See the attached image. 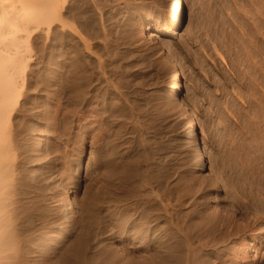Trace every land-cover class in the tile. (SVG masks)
<instances>
[{
  "label": "rangeland",
  "instance_id": "1",
  "mask_svg": "<svg viewBox=\"0 0 264 264\" xmlns=\"http://www.w3.org/2000/svg\"><path fill=\"white\" fill-rule=\"evenodd\" d=\"M82 1L83 4L79 3ZM82 1H76L75 6L73 5L74 15L73 9L71 14L74 17L70 15L69 19L74 18L70 22H76L77 27L83 24L81 28H85L84 32L80 26V31H77L72 23L74 29L70 26L71 28L67 27L69 30L66 28L68 31L62 33L65 28L62 29L59 25L57 31L60 34L53 33L50 28L52 32L48 34V26L52 24L49 20L50 24L46 21L30 37L33 60L28 67L32 70L27 69V82L25 81V88L21 92L22 104L18 107L19 114L15 118L17 126L20 124L18 129L23 133L18 132L16 125L14 127L21 146L20 157L31 150L43 153L46 151L49 155L45 153L47 157L44 164L50 162L48 165L52 164L55 168L53 177L57 185L53 184L52 188L55 190H50L53 194L50 193L52 196L49 207L53 213L50 212L48 218L52 221L43 222L45 219L39 213L41 210L35 208L32 213L36 214L26 217L23 227L36 223L38 232L47 233V236L51 234L53 242L51 241L50 249L56 255L54 263L59 256H63L61 254L65 253L66 247H73L80 240L81 232H77L81 231L86 202L91 199L93 202H99L102 198L111 199L110 194L114 201H120L116 202L119 204V212L132 215V220L141 221V216L146 213L147 216L151 215L149 218L144 216L148 221L150 219L152 225L149 228V241L143 245L138 239L135 241L134 234L120 235L121 231L115 234L114 230L120 228L111 226L106 230L103 241L92 238L89 244L83 242L86 243L85 249L83 248L86 255L84 252L81 254L85 256L82 255L83 260L93 261L90 264H140L142 261L145 264V260L149 264H167L163 260L164 250L159 252L154 231L157 220L163 217L160 221L162 228L159 229L164 238H161V243H181L185 250L190 243L197 249L193 248L191 264H264V90L257 84V69L254 65L255 55L259 52L255 36L261 25L259 19L256 21L255 1ZM15 2L16 5H21V2ZM96 3L99 7H96ZM91 4L95 5L96 11L91 9ZM96 8L101 11L103 18L99 13L97 18ZM78 12L84 17L77 14V19L75 13ZM174 15L182 19V25L178 28L174 26ZM95 16L97 22L93 21ZM254 17L256 20H253ZM103 29H106L105 32ZM54 59L63 67H59L61 70L59 69L58 77L61 79L58 78V86L69 90L68 93L66 90H59V93L65 92L59 94L62 102L58 100L60 103L57 104L52 102V93L50 94ZM72 67L78 68L75 70ZM174 67L181 74L182 85L178 95L169 92L167 87ZM67 70L75 74V77L71 78ZM61 71L63 76L64 72L65 77L68 75V80L62 78ZM70 91L72 98L69 96ZM73 93L77 97L76 101ZM188 118H192L195 124L198 148L205 153L208 164L205 171H197V146L194 148L190 144L184 132ZM38 174L31 173L32 177L29 174L30 179L27 177L28 182L24 183L27 189L20 187V191L25 193L20 192L25 208L29 209L32 204L28 189L37 181ZM29 181L31 185L28 184ZM64 189H69L72 212L76 214L66 211L69 214L67 216L56 212ZM103 193L107 195L106 198ZM23 200L27 201L26 205ZM28 201L30 205H27ZM96 211L93 213H99L96 216L93 214L94 219L90 223L94 226H90L93 232L107 222L102 212ZM141 213L143 214L140 215ZM73 214L80 220L68 225L67 219ZM57 215L62 217L58 218ZM39 219L40 222L37 221ZM103 219V223L100 222ZM171 225L174 230L172 232ZM125 228L124 231L128 229L126 226ZM110 230L115 233L110 234ZM212 238L218 240L216 245H210L212 242L209 239ZM200 239L208 240L207 243L203 241L207 246L200 245ZM96 240L100 242L97 243ZM99 248H103L102 252ZM174 256L175 260L178 253ZM115 257L120 260L116 261ZM112 259L115 260L114 263L111 262ZM170 259L167 260L172 264L180 263L177 259L175 263L172 256ZM25 262L19 261V264ZM58 262L62 264L60 261L55 263Z\"/></svg>",
  "mask_w": 264,
  "mask_h": 264
},
{
  "label": "bare ground",
  "instance_id": "2",
  "mask_svg": "<svg viewBox=\"0 0 264 264\" xmlns=\"http://www.w3.org/2000/svg\"><path fill=\"white\" fill-rule=\"evenodd\" d=\"M8 0H0V264H19V261H26V263L28 264H56L55 262L56 261H60V263L62 264H88L91 260H83V257L81 253H83V248L85 249V244L90 242V239L92 241V238L94 239H97L98 240H101L103 241L105 238V235H106V232L109 230L108 228L113 226V227H116V228H120L118 230H114L116 231L115 234H118L117 231H121V233L119 232V234L121 235H129V233L134 234L136 240L137 239L143 243H147L149 241V228L151 225V223L148 221V219L146 218H149V216L151 217V215L148 214L147 216V213L146 215L144 216H147L146 218L143 216H141L142 220L139 221L140 219H136L137 222H135L136 220H132L134 217L132 216V219L130 218V214H123V212H119V208L117 207V205H119L118 203H120V201L116 200L114 201L113 196H111L110 194H108L110 197H112L111 199L108 197V199L106 198L107 195H103L105 196V200H102L100 202L97 203V202H93L92 199L90 201H87L86 204H85V207H84V212H85V216L83 217V221L81 223V231L77 232V233H80V240H78V243L73 246V247H66V251L64 250L65 253L61 254L63 255L62 257L59 256L60 260L57 258V260H55V262L53 263L54 259H55V256H54V252L50 249V245H51V241H52V237H51V234H49L47 236V233H40L37 231V225L36 223H34L33 225L29 226L28 227H23V222L25 223L24 219L28 216H30L31 214H36L34 213L35 212V208L37 210V208H39L41 210V217L42 219H45V223H48L47 221L51 220L49 219V215H50V212L51 214L53 213L52 209L49 207L50 206V199H51V192L53 194V191H50L51 189H54L52 188L53 184L54 186L55 185V177L54 174L56 172L55 168L53 167V165H48V164H44L46 163V154L47 153L45 151V153L43 152H39L40 150H38L37 152H33L32 150L31 151H28L25 153V156H23L22 158L20 157V153H21V146L19 145V142H18V132L21 131V129L19 130L18 127L20 126H17V122H15V118L16 116L19 114L18 113V107L20 108V105L22 104V100H21V92L22 90L25 88V81L26 79L28 78L27 76V69L30 67L29 66V63L33 60L31 59L32 56H31V51L33 52V49H31V45H30V37L32 34H35L36 31H38L39 29V26L40 25H43L46 21H48V24H50V27L47 25L46 23V27L48 26V30L49 28L51 30H53V33H57L58 31V27L59 25L61 27H63L62 29L65 28V31H61L62 33L68 31L69 28H71L73 26V24L75 25V23H71L70 20L72 21L74 18L72 19H69L70 15L73 16L74 15V7L73 5L76 4L77 2L76 1H82V0H17L19 3L21 2V5H16L15 3V0H10V2ZM91 3H93L95 0H93V2L91 0H89ZM97 1V0H96ZM95 1V2H96ZM102 1V0H101ZM101 1H98L101 3ZM177 0H175L176 2ZM180 1V0H179ZM255 1V5H256V10H257V20L254 19L253 20H256L260 21L261 25H260V28L259 26H256V28H259L257 31H256V41H257V44L259 45V48L257 50H259V52L257 51L258 55H255L256 59L254 60V65H256V69H257V72H256V79L259 83V85L262 86V90H264V0H254ZM89 2V3H90ZM97 2V3H98ZM113 2V1H112ZM257 2H258V5H257ZM79 3H84L83 1L82 2H79ZM96 3V7H97V4ZM99 3V4H100ZM106 3V2H105ZM179 3V2H177ZM88 4V3H87ZM95 4V3H94ZM102 4V3H101ZM112 4V3H111ZM116 4V2L114 3ZM175 4V3H174ZM78 5V4H77ZM89 5V4H88ZM92 8H94L93 10H95V5L93 6V4H91ZM90 5V6H91ZM104 5V3H103ZM178 6V4H175ZM75 6V5H74ZM85 6V5H84ZM250 6V5H249ZM258 6V7H257ZM73 7V8H72ZM99 7V5H98ZM101 7V6H100ZM119 7V6H118ZM180 7V6H179ZM84 8V7H82ZM102 8V7H101ZM104 8V6H103ZM73 9V13L71 12V10ZM88 9H90L88 7ZM97 9V12H95L98 16V13H99V16L102 17L103 15H100L101 11H98V8ZM176 10L178 8H175ZM79 11V9H77ZM85 10V8H84ZM92 10V11H93ZM105 10V9H104ZM81 12H83L82 10H80ZM96 11V10H95ZM76 12V11H75ZM81 12H78V13H75L77 19H78V16L77 14L79 15V13ZM94 12V11H93ZM176 11H174L173 13H175ZM252 12V11H251ZM73 15H72V14ZM103 13V11H102ZM256 13V12H255ZM176 14V13H175ZM81 15V14H80ZM79 15V16H80ZM88 15V14H87ZM84 17V15H82ZM80 16V17H82ZM90 16V15H88ZM99 16L97 18H99ZM250 16V15H249ZM74 17V16H73ZM79 17V18H80ZM71 18V17H70ZM92 18V17H91ZM96 16H95V20L94 19V16H93V21H98L96 20L97 19ZM103 18V17H102ZM105 18V17H104ZM131 18V17H130ZM69 19V20H68ZM81 19V18H80ZM79 19V20H80ZM90 19V18H89ZM49 20H50V23H49ZM88 20V19H86ZM85 20V21H86ZM100 20V19H99ZM103 20V19H101ZM100 20V21H101ZM131 19H129L130 21ZM173 20L175 22V27L178 28L182 25V19L180 16H177L175 17V15L173 16ZM81 21V20H80ZM248 21V20H247ZM246 21V22H247ZM79 22V21H77ZM57 23V24H55ZM93 23V22H92ZM95 23V22H94ZM104 23V22H102ZM259 23V22H258ZM259 23V24H260ZM72 24V26H71ZM80 23H78L79 25ZM256 23L254 22V25ZM51 25H52V28H51ZM81 25V24H80ZM79 25V26H80ZM89 25V24H88ZM98 25V24H97ZM106 25V24H105ZM44 26V27H45ZM71 26V27H70ZM76 26V25H75ZM78 26V27H79ZM83 26V24H82ZM82 26H80L79 28L83 31L84 29L81 28ZM103 26V25H102ZM129 26V25H128ZM74 27V26H73ZM71 28V29H74V28ZM77 27V26H76ZM77 27V29H78ZM86 27V26H85ZM104 27V26H103ZM247 27V26H245ZM60 28V27H59ZM68 30H67V29ZM89 28V26H88ZM47 29V28H46ZM70 29V30H71ZM94 29V27H93ZM244 29V28H243ZM49 30V32L51 31ZM60 30V29H59ZM102 30V29H101ZM104 32L106 29H103ZM245 30V29H244ZM77 31H80L79 29ZM76 31V32H77ZM47 32L48 34H51V32L49 33ZM71 32V31H69ZM74 32V30H73ZM84 32V31H83ZM59 33V32H58ZM68 33V32H67ZM75 33V32H74ZM81 33V32H80ZM87 33V32H86ZM60 34V33H59ZM77 34V33H76ZM55 35V34H53ZM68 35V34H67ZM56 36V35H55ZM58 37V35H57ZM67 36H65L66 38ZM254 37V36H253ZM254 37V38H255ZM52 38V36H51ZM63 38V37H62ZM81 38V37H80ZM58 39V38H57ZM56 39V40H57ZM55 40V41H56ZM60 40V39H58ZM253 41V40H252ZM251 41V42H252ZM59 42V41H58ZM55 43V42H54ZM85 43V42H84ZM255 43V42H254ZM86 44V43H85ZM256 44V45H257ZM56 45V44H55ZM88 45V44H87ZM251 45V43H250ZM249 45V46H250ZM60 46V45H59ZM65 46V45H64ZM251 47V46H250ZM69 48V47H68ZM57 49V47H56ZM70 49V48H69ZM56 52V50H54ZM59 51V50H58ZM61 51V50H60ZM67 51V50H66ZM252 51V50H251ZM54 52V53H55ZM71 53V52H70ZM254 54V53H252ZM54 55V54H52ZM57 55V53H56ZM55 55V57H56ZM73 55V54H72ZM71 55V56H72ZM58 57V55H57ZM242 57V56H241ZM254 57V56H253ZM61 58V57H60ZM69 58V57H68ZM57 59V58H56ZM59 59V58H58ZM73 59V58H72ZM170 59V58H169ZM55 60V59H54ZM58 61V60H57ZM55 60V62H53L54 66H53V87H52V92H50V94L52 93V102L54 104H57V103H60L58 102V100H60L62 102L61 99H59V94L62 93L60 92L59 93V90L63 89V88H59L58 86V73L59 72V69L62 67V65L60 66V64H58ZM69 61H71V59H69ZM64 62V61H63ZM61 63V62H60ZM69 64V63H68ZM71 64V62H70ZM253 64V63H252ZM31 65V64H30ZM72 65V64H71ZM29 66V67H28ZM60 67V68H59ZM64 67L65 64H64ZM68 67V66H67ZM63 68V67H62ZM61 68V69H62ZM76 70V68L78 67H72ZM31 69V68H29ZM60 69V70H61ZM69 70H71L70 68H68ZM32 70V69H31ZM30 70V71H31ZM253 70V69H252ZM29 71V70H28ZM64 71V70H63ZM71 71H74V70H71ZM70 71V72H71ZM250 71V70H249ZM255 71V70H254ZM33 72V71H32ZM67 74L69 75L70 74V77H75V74H72L69 73V71L67 70ZM75 73V72H74ZM77 73V72H76ZM61 74H62V71H61ZM72 74V75H71ZM33 75V74H32ZM67 75V77H68ZM74 75V76H73ZM78 75H81V74H77ZM63 76V74H62ZM66 75H65V72H64V76L62 78H64ZM170 80H169V83H168V91L173 93L174 95H178L180 93V90H181V74L179 73L177 67H174L173 68V71L170 75ZM32 77V76H31ZM66 78V80H68ZM71 77V78H72ZM80 77V76H79ZM51 78V77H50ZM64 78V80H65ZM69 78V77H68ZM81 78V77H80ZM61 79V78H59ZM75 79V78H74ZM73 79V80H74ZM77 79V78H76ZM250 79V78H249ZM254 79V78H253ZM65 80V81H66ZM70 81V79H69ZM68 81V82H69ZM75 81V80H74ZM79 81V79H78ZM27 82V81H26ZM76 82V81H75ZM81 82V81H80ZM50 83V82H49ZM52 83V82H51ZM79 83V82H78ZM82 83V82H81ZM79 83V84H81ZM60 84V83H59ZM64 84V83H62ZM31 85V84H30ZM33 85V84H32ZM61 86V85H60ZM63 86V85H62ZM78 86V85H77ZM24 87V88H23ZM30 87V86H29ZM50 87V86H49ZM50 87V88H51ZM79 87V86H78ZM49 88V89H50ZM260 88V87H259ZM27 89V87H26ZM31 89V88H30ZM69 89V88H68ZM258 89V88H257ZM29 90V89H28ZM51 90V89H50ZM60 90V91H61ZM63 90H66V89H63ZM25 91V90H24ZM34 91V90H33ZM32 91V92H33ZM69 90H66V92L68 93ZM30 92V91H29ZM65 92V91H64ZM63 92V93H64ZM74 92V90H73ZM257 92V91H256ZM49 93V92H48ZM75 93V92H74ZM72 94L73 96L75 94ZM84 93H85V90H84ZM262 93V92H261ZM76 94H78L76 92ZM264 94V92L262 93ZM27 96V95H26ZM26 96H23V97H26ZM66 96V95H65ZM64 96V97H65ZM69 96L71 97V91L69 92ZM80 96V95H78ZM86 96V95H84ZM89 96V95H88ZM61 97H62V94H61ZM75 97V100L76 101L77 97ZM80 97H83V96H80ZM78 97V98H80ZM92 97V96H91ZM120 97V96H119ZM72 98V97H71ZM24 99V98H23ZM28 99V98H27ZM49 99V98H48ZM51 99V98H50ZM87 99V98H86ZM95 99V98H94ZM72 100V99H71ZM105 100V98H104ZM30 101V100H29ZM65 101V100H64ZM63 101V102H64ZM80 101V100H79ZM103 101V100H102ZM109 101V100H108ZM27 102V101H26ZM78 102V101H77ZM116 102V101H115ZM24 103V102H23ZM49 103V102H48ZM65 103V102H64ZM74 103V102H73ZM106 103V102H105ZM120 103V102H119ZM28 104V103H27ZM76 104V102H75ZM88 104V103H87ZM116 104V103H115ZM53 105V104H52ZM60 105V104H59ZM65 105V104H64ZM105 105V104H104ZM103 105V106H104ZM107 105V104H106ZM112 105V104H110ZM27 106V105H26ZM31 106V105H30ZM58 106V105H57ZM77 106V104H76ZM81 106V105H80ZM98 106V105H97ZM109 106V105H108ZM22 107V106H21ZM56 108V106H54ZM29 108V106H28ZM46 108V107H45ZM51 108V106H50ZM53 108V106H52ZM55 108L53 109V111L55 110ZM61 106L59 107V110H60ZM65 108V106H64ZM71 108V106H70ZM73 108H75V105H73ZM78 108V106H77ZM93 108V106H92ZM100 108H102V106H100ZM113 108V106H112ZM66 109V108H65ZM81 109V108H80ZM88 109V108H87ZM114 109V108H113ZM31 110V109H30ZM43 110V109H42ZM86 110V109H85ZM84 110V111H85ZM94 110V109H93ZM107 110V109H106ZM110 110V109H109ZM112 110V109H111ZM21 111V110H20ZM72 111V110H70ZM48 112V111H47ZM60 112V111H59ZM75 112V111H74ZM82 112V111H81ZM106 112V111H105ZM18 113V114H17ZM29 113V112H28ZM67 113V112H66ZM24 114V113H23ZM27 114V113H26ZM32 114V113H31ZM99 114V113H98ZM102 114V113H101ZM106 114V113H105ZM40 115V114H39ZM57 115V114H56ZM69 115V114H68ZM78 115V114H77ZM103 115V114H102ZM64 116V115H63ZM72 116V115H71ZM69 116V117H71ZM187 116V114H186ZM40 117V116H39ZM73 117V116H72ZM71 117V118H72ZM98 117V116H97ZM96 117V118H97ZM101 117V116H100ZM24 118V117H23ZM53 118V117H52ZM110 118V117H109ZM39 119V118H38ZM101 119V118H100ZM103 119V118H102ZM105 119V118H104ZM188 122L186 124V127L184 129V132H185V135L188 136L189 140H190V144L195 148L197 146V150L198 151H195L196 152V160L198 161V164H197V171H205L207 168H208V164H207V161L205 160V153L198 148V143L197 142V137L195 136L196 134V128H195V124L193 122V119L191 118H188ZM24 120V119H23ZM22 120V121H23ZM52 120V119H51ZM29 121V120H28ZM48 121V120H47ZM56 121V120H55ZM99 122V120H97ZM110 121V120H109ZM96 122V121H95ZM108 122V120H107ZM16 123V124H14ZM51 123V121L49 122ZM48 123V124H49ZM102 123V122H101ZM99 124V123H98ZM109 124V123H108ZM14 125L17 126V129H18V132L16 133V128L14 127ZM50 125V124H49ZM104 125V124H102ZM95 126V125H94ZM106 126V125H105ZM110 126V125H109ZM13 127L15 129H13ZM39 127V126H38ZM37 127V128H38ZM46 127V126H45ZM99 127V125H98ZM23 128V127H22ZM36 128V129H37ZM81 128V127H80ZM100 128V127H99ZM27 129V128H26ZM35 129V128H34ZM54 129V128H53ZM52 130V128H51ZM103 130V128H102ZM22 132V131H21ZM46 132V131H45ZM23 133V132H22ZM26 133V132H24ZM45 134V133H44ZM49 134V133H47ZM19 135H21L19 133ZM24 138V137H23ZM55 138V137H54ZM21 139V138H20ZM19 139V140H20ZM30 139V138H29ZM38 139V138H37ZM42 139V138H41ZM44 139V137H43ZM42 139V140H43ZM34 141V140H33ZM32 142V141H31ZM30 142V143H31ZM22 143V141H21ZM20 143V144H21ZM29 143V144H30ZM24 144V142H23ZM54 144V143H53ZM39 145V144H38ZM48 145V144H47ZM23 146V145H22ZM24 147V146H23ZM25 148V147H24ZM30 148V147H29ZM40 149V148H39ZM248 149V148H247ZM23 150V149H22ZM37 150V149H36ZM35 150V151H36ZM263 150V149H262ZM194 152V153H195ZM22 153H24L22 151ZM263 153V152H261ZM48 154V153H47ZM23 155V154H22ZM21 155V156H22ZM49 155V154H48ZM51 155V154H50ZM52 156V155H51ZM50 157V156H48ZM21 158V159H19ZM48 160V159H47ZM260 160V159H259ZM56 163V162H55ZM127 165V164H126ZM125 165V166H126ZM57 166V165H56ZM129 166V165H127ZM60 168V167H59ZM58 168V170H60ZM124 168V167H123ZM259 169V168H258ZM62 171V170H61ZM39 173L38 174V177H37V181H34L33 182V185H31V181H29L31 185V187H29L28 190H30L28 192L29 196L26 194L25 196H28L30 197V199L32 200V204L30 206V208H25L23 207V204H22V197H20V187L22 186V189L23 187L26 188L24 186V183L28 182L26 181L27 177L30 176L32 177L31 173ZM247 172V170H246ZM59 174V173H57ZM62 174V173H61ZM35 175V174H34ZM33 175V176H34ZM65 175V174H64ZM35 177V176H34ZM257 177V176H256ZM30 179V177H28ZM36 178V177H35ZM54 178V179H53ZM28 179V180H29ZM26 181V182H25ZM55 181V182H54ZM64 182V181H63ZM35 183V184H34ZM59 184V183H58ZM29 186V185H28ZM61 187V186H60ZM67 187V186H66ZM21 189V190H22ZM27 189V188H26ZM154 189V188H153ZM152 189V190H153ZM159 189V188H158ZM55 190V189H54ZM164 190H165V186H164ZM171 190V189H170ZM154 191V190H153ZM168 191V190H167ZM26 192V193H27ZM57 192V191H56ZM55 192V193H56ZM164 192V191H163ZM23 193V192H21ZM159 193V192H158ZM25 194V193H23ZM160 194V193H159ZM172 194V193H171ZM22 195V194H21ZM60 195V194H59ZM158 195V194H157ZM156 195V196H157ZM166 195V194H165ZM70 192H69V189H64V192H62L61 194V198H60V201L57 203L59 206V208L57 209L58 211L57 214L59 215H67V213H65L66 211L67 212H70V213H74L76 214L74 211L72 212L73 210V206H72V203L70 202ZM54 197V196H53ZM96 197V196H95ZM103 197V196H101ZM115 197V196H114ZM174 197V196H173ZM177 197V196H176ZM25 198V197H24ZM27 198V197H26ZM25 198V199H26ZM99 198V197H98ZM116 198V197H115ZM166 198V197H165ZM53 199V198H52ZM55 199V198H54ZM90 199V198H89ZM87 200V199H86ZM166 200V199H165ZM56 201V200H55ZM149 201V200H148ZM151 201V199H150ZM153 201V200H152ZM155 201V200H154ZM160 201V200H159ZM24 202V200H23ZM26 202L25 201V205H26ZM53 202V201H52ZM118 202V203H116ZM147 202V201H146ZM75 203V202H74ZM149 203V202H148ZM30 205L29 201L27 203V205ZM52 204V203H51ZM56 204V205H57ZM77 204V203H76ZM75 204V205H76ZM138 204V203H137ZM146 204V203H145ZM154 203H152L153 205ZM125 205V204H124ZM144 205V204H143ZM142 205V206H143ZM164 205V204H163ZM150 206V205H149ZM165 206V205H164ZM29 207V206H28ZM52 207V206H51ZM54 207V206H53ZM75 207V206H74ZM120 207V206H119ZM133 207V206H132ZM137 207V206H135ZM140 207V206H139ZM166 207V206H165ZM51 209V211H50ZM146 209V208H145ZM167 209V208H165ZM173 209V208H172ZM56 210V208L54 209ZM95 210L97 211H100L102 212V214L106 217V223L104 224L102 221H104L105 217L103 220H100V222H102L103 224H99L100 226L97 229V231L93 232L91 230V228H93L91 226V221L92 218L94 217V214L93 211L95 212ZM122 210V208H121ZM154 210V209H153ZM32 211H34L32 213ZM78 211V210H76ZM96 211V212H97ZM150 211V209H149ZM152 211V210H151ZM79 212V211H78ZM153 212V211H152ZM164 212V210H163ZM170 212V210H169ZM172 212V211H171ZM38 213V212H37ZM55 213V212H54ZM65 213V214H64ZM99 213V212H98ZM97 213V214H98ZM139 213V211H138ZM71 215L69 216L70 218L67 219L69 220L68 222V225L72 224L73 222L72 221H75L79 218H75V215ZM94 214V215H93ZM96 214V215H97ZM100 214V217L101 218V215ZM143 213H141L140 215H142ZM39 215V216H40ZM56 215V214H54ZM69 215V214H68ZM67 215V216H68ZM78 215V214H77ZM76 215V217H77ZM95 215V216H96ZM157 215V214H156ZM209 215V214H208ZM34 216V215H33ZM38 216V217H39ZM58 216V215H57ZM56 216V217H57ZM82 216V215H81ZM158 216V215H157ZM32 217V216H31ZM37 217V219H38ZM62 217V216H61ZM58 216V218H61ZM64 217V216H63ZM163 217V216H162ZM210 217V216H209ZM52 218V216H51ZM54 218V217H53ZM52 218V219H53ZM159 218H161V216H159ZM158 218V219H159ZM164 218V217H163ZM162 218V219H163ZM206 218V217H205ZM217 218V216L215 217ZM63 219V218H62ZM94 219V218H93ZM98 219V218H97ZM152 219V218H151ZM157 220L158 222L155 224V227H154V231H155V234H156V237L158 239V247H159V252H161V249L164 250V257H163V260H164V263H166L167 261V264H168V260L171 258L172 256V259H173V256L176 254L177 256V253H178V258L179 260L177 259L178 262H180L179 264H181V262L183 264H191L190 262V258H191V254H192V251H193V246L190 245V243H186L188 244L186 250H185V246L183 247V245L180 243V244H177L175 245H172V243H161V234L159 232V229L160 227L162 226L161 225V220ZM47 220V221H46ZM55 220V219H54ZM53 220V222L55 223V221ZM58 220V219H57ZM63 220H66V219H63ZM66 220V221H67ZM80 220V219H79ZM176 220V219H175ZM230 220V219H228ZM33 221V220H32ZM40 222V219L37 220ZM52 221V220H51ZM61 221V220H59ZM139 221V223H138ZM164 221V220H163ZM167 221V220H166ZM210 221V220H209ZM233 221V220H232ZM31 222V221H30ZM29 222V223H30ZM77 222V221H76ZM81 222V221H80ZM207 222V221H206ZM220 222V220H219ZM42 223V222H41ZM49 223H52V222H49ZM59 223V222H58ZM62 223V222H61ZM64 223V222H63ZM75 223V222H74ZM78 223V222H77ZM171 223V221H170ZM181 222H179L180 224ZM205 223V222H203ZM248 223V222H247ZM255 223V222H254ZM80 224V223H79ZM167 224V223H166ZM165 224V225H166ZM169 224V223H168ZM196 224V223H195ZM212 224V223H211ZM224 224V223H223ZM63 225V224H62ZM177 225V224H176ZM47 226V224H46ZM50 225H48L49 227ZM60 226V224H59ZM91 226V228H90ZM128 227V229L126 231H124L126 228ZM180 226V225H179ZM237 226V225H236ZM45 227V226H43ZM47 227V228H48ZM63 227V226H62ZM61 227V228H62ZM66 227V226H65ZM70 227V226H69ZM164 227V226H163ZM174 227V226H173ZM232 227V226H231ZM39 228V227H38ZM56 228V227H55ZM77 228V227H76ZM125 228V229H124ZM162 228V227H161ZM171 228H172V225H171ZM170 228V229H171ZM184 228V227H183ZM188 228V227H187ZM196 228V227H195ZM199 228V227H198ZM210 228V227H209ZM213 228V226H212ZM239 228V227H238ZM243 228V227H241ZM40 229V228H39ZM38 229V230H39ZM46 229V228H45ZM95 229V230H96ZM111 229V228H110ZM113 229V228H112ZM189 229V228H188ZM197 229V228H196ZM234 229V228H232ZM263 229V227L261 228ZM51 230V229H50ZM79 230V229H77ZM107 230V231H106ZM151 230V229H150ZM181 230V229H180ZM237 230V229H236ZM40 231V230H39ZM66 231V230H65ZM71 231V230H70ZM174 231L173 228L171 230V232ZM185 232H187L186 230H184ZM207 231V230H206ZM62 232V231H61ZM72 232V231H71ZM111 230H110V234H111ZM166 232V231H165ZM169 232V233H171ZM209 232V231H208ZM207 232V233H208ZM241 232V231H240ZM239 232V233H240ZM113 233V232H112ZM113 233V234H114ZM136 233V234H135ZM164 233V232H163ZM191 233V232H190ZM198 233V232H197ZM227 233V232H226ZM238 233V232H237ZM236 233V234H237ZM74 234V233H73ZM109 234V237L112 238V236H110ZM174 234V233H173ZM182 234V233H181ZM187 234V233H186ZM189 234V233H188ZM204 234V233H202ZM214 234V233H213ZM222 234V233H221ZM229 234V232H228ZM77 235V234H76ZM170 235V234H169ZM172 235V233H171ZM119 236V235H118ZM184 236V235H183ZM202 236V235H200ZM210 236V234H209ZM91 237V238H90ZM115 237V235H114ZM123 237V236H122ZM132 237V236H131ZM190 237V235H189ZM226 237V236H225ZM51 238V239H50ZM125 238V237H124ZM167 238H171L169 236H167ZM167 238H165V240L167 241ZM172 238H174V236H172ZM199 238V237H198ZM204 238V237H203ZM238 238V237H237ZM241 238V237H240ZM78 239V237H77ZM93 239V241H94ZM109 239V238H108ZM133 239V238H131ZM164 240V238H162ZM202 239V238H201ZM200 241L198 242L200 245H205L207 243V241L203 242V241ZM226 239V238H225ZM233 239V238H232ZM152 240V239H150ZM185 240V239H184ZM187 240V239H186ZM185 240V241H186ZM213 240V238H212ZM209 239V241L212 242V244L210 245H216L217 244V239H214L213 241ZM220 240V238H219ZM246 240V239H245ZM76 241V240H75ZM74 241V242H75ZM97 241V240H96ZM96 241H95V245L96 244ZM134 241V240H132ZM172 241V239L170 240ZM174 241V240H173ZM179 241V240H178ZM53 242V241H52ZM73 242V241H72ZM83 242H86L85 244ZM100 241H97V243H99ZM109 242V241H108ZM139 242V243H140ZM180 242H183L180 240ZM225 243V241H223ZM84 244V247H83V244ZM102 243V242H101ZM110 243V242H109ZM113 243V242H111ZM141 243V244H142ZM183 243V244H184ZM194 243V242H193ZM234 243V241H233ZM236 243V242H235ZM53 244V243H52ZM87 244V245H88ZM232 244V243H231ZM81 245V246H79ZM86 245V246H87ZM126 245V244H125ZM135 245V244H134ZM149 245V244H148ZM185 245V244H184ZM234 245V244H233ZM242 245V244H241ZM92 246V245H91ZM102 246V245H100ZM128 246V245H127ZM138 246V245H137ZM207 246V245H205ZM223 246V245H222ZM99 247V246H98ZM106 247V246H104ZM133 247V246H132ZM139 247V246H138ZM144 247V246H143ZM197 247V245H196ZM200 248V246H198ZM230 247V246H229ZM234 247V246H233ZM88 248V247H87ZM91 248V247H90ZM128 248V247H127ZM232 248V247H231ZM196 249V248H194ZM204 249V248H203ZM233 249V248H232ZM103 250V248H99V251ZM146 250V249H145ZM197 250V249H196ZM87 251V250H86ZM90 251V250H89ZM98 251V250H97ZM238 251V250H237ZM95 252V251H93ZM146 252V251H145ZM203 252V251H202ZM85 253V252H84ZM98 253V252H97ZM162 253V252H161ZM194 253V252H193ZM197 253V252H195ZM199 253V252H198ZM96 254V252H95ZM99 254V253H98ZM226 254V253H225ZM247 254V253H246ZM58 255V254H57ZM86 255V253H85ZM193 255V254H192ZM196 255V254H195ZM237 255V254H236ZM84 256V255H83ZM91 256V255H90ZM98 256V255H97ZM117 256V255H116ZM156 256V255H155ZM204 256V255H203ZM234 256V255H233ZM85 257V256H84ZM205 257V256H204ZM258 257V256H257ZM89 258V256H88ZM109 258V257H108ZM111 258V257H110ZM118 258V257H117ZM116 257L114 258L115 260L117 259ZM154 258V257H153ZM175 258V256H174ZM245 258V257H244ZM92 259V258H91ZM106 259V258H105ZM111 262H113V260ZM155 259V258H154ZM168 259V260H167ZM175 259V260H176ZM198 259V258H197ZM223 259V258H222ZM104 260V259H103ZM114 260V262H115ZM117 260H120L117 259ZM116 260V261H117ZM174 260V259H173ZM174 260V262H175ZM207 260V258L205 259ZM247 260V259H246ZM99 261V260H97ZM108 261V260H107ZM145 260V264L149 262ZM170 261H172L170 259ZM223 261V260H222ZM93 262V261H91ZM103 262V261H102ZM110 262V261H109ZM113 262V263H114ZM122 262V261H121ZM124 262V261H123ZM173 262V261H172ZM172 262H169V264ZM214 262V261H213ZM100 262H98L99 264ZM106 263V262H105ZM142 264H144V261L141 262ZM140 263V264H141ZM176 263V262H175ZM198 263V262H197ZM205 263V262H204ZM211 263V262H210ZM21 264V263H20ZM24 264V263H22ZM59 264V262H58ZM90 264V263H89ZM174 264V263H173ZM178 264V263H177ZM194 264V263H193Z\"/></svg>",
  "mask_w": 264,
  "mask_h": 264
}]
</instances>
